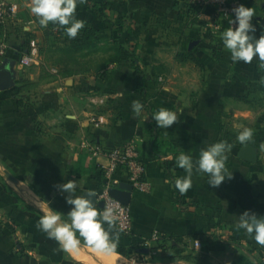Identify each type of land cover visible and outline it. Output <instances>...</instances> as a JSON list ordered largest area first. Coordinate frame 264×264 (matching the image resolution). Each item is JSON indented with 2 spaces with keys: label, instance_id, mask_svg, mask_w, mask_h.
Wrapping results in <instances>:
<instances>
[{
  "label": "crops",
  "instance_id": "0c3cea01",
  "mask_svg": "<svg viewBox=\"0 0 264 264\" xmlns=\"http://www.w3.org/2000/svg\"><path fill=\"white\" fill-rule=\"evenodd\" d=\"M5 1L27 11L25 29L37 28L32 0ZM93 1L78 4L77 18L135 50L146 73V101L125 63L111 65L114 72L105 80L20 72L23 39L8 35L4 61L16 62L20 90L13 97L0 94V264H264V247L234 226L245 210L264 215V88L248 89L250 81L264 86V66L256 59L233 63L220 40L225 29L208 34L200 24L207 26L204 18L190 24L183 0H103L107 7ZM244 2L256 14L253 23L264 20V0ZM119 20L122 27L116 26ZM179 54L187 62H178ZM136 100L144 104L140 116L132 111ZM162 107L178 112L166 129L152 118ZM244 128L253 137L241 144L237 136ZM225 136L232 142L226 162L231 178L214 188L206 175L194 174L192 187L181 195L175 188V179L185 175L176 166L179 152L198 158L201 149ZM127 142L136 145L145 165L149 191L132 194L133 233L124 236L116 227L114 233L118 246L138 249L128 257L103 256L83 243L78 254L60 251L37 227L45 208L67 219L68 194L59 186L68 181L77 183L75 196L98 195L108 160L92 156L90 147ZM246 144L256 153L255 163L238 158ZM114 181V187L130 184L123 171Z\"/></svg>",
  "mask_w": 264,
  "mask_h": 264
},
{
  "label": "clouds",
  "instance_id": "9594fccd",
  "mask_svg": "<svg viewBox=\"0 0 264 264\" xmlns=\"http://www.w3.org/2000/svg\"><path fill=\"white\" fill-rule=\"evenodd\" d=\"M85 0H32L30 13L34 15L41 28L49 23L64 29L69 39H75L80 30L85 27V21L77 18L78 4ZM234 19L230 20L231 27L220 33V40L231 56L233 63H251L256 59L264 66V21L253 23L256 14L252 8L240 5L233 10ZM235 25V27H233ZM260 35L257 38L256 33ZM264 84V80H261ZM144 104L139 100L133 101L132 111L140 116ZM160 129L172 126L178 120V112L160 108L152 115ZM253 130L244 128L239 132L237 140L241 144L250 142ZM232 145L226 141L208 144L201 149L198 158L192 154L180 151L176 157V166L183 169L185 175L175 179V188L183 195L192 187V177L206 175L211 187H219L232 173L226 167L228 153ZM68 195L65 202L70 206L67 219L64 214L52 207H46L40 217L37 227L46 234L48 239L57 242L59 250L69 255L78 254L80 247L86 244L97 254L111 256L118 248L119 236L114 233L118 215L113 208L98 209L93 201L86 196H75L77 183L68 181L59 186ZM237 231L243 230L255 242L264 247V215H257L245 210L235 222Z\"/></svg>",
  "mask_w": 264,
  "mask_h": 264
},
{
  "label": "built area",
  "instance_id": "2783aa9c",
  "mask_svg": "<svg viewBox=\"0 0 264 264\" xmlns=\"http://www.w3.org/2000/svg\"><path fill=\"white\" fill-rule=\"evenodd\" d=\"M182 8L185 15L192 19L193 13L189 11V6L198 8L199 14L197 18H204L207 28L209 29H227L231 27L230 20L234 19L233 9L245 5L244 0H184ZM211 10L212 13L207 15L205 10ZM18 5L13 3H5L0 5V33L6 23L14 22L18 15ZM1 27H3L1 29ZM235 27V25H233ZM8 46L6 40L0 38V66L3 64L7 56ZM39 62V53L35 41L29 42L28 49L20 57L19 66L21 68H32ZM98 124H103L102 119L97 120ZM92 156H105L108 164L103 167L104 177L106 180L102 191L97 195V201L103 202L104 208H113L116 210L118 219L116 228L124 236H130L134 231L131 210L113 199L110 196V189L114 187V178L119 171H123L133 186L135 191L141 193H148L149 185L144 180L145 165L140 157L136 145L132 142L112 147L110 149H103L100 147H90ZM195 248H200L201 244L195 242Z\"/></svg>",
  "mask_w": 264,
  "mask_h": 264
},
{
  "label": "trees",
  "instance_id": "16d2710c",
  "mask_svg": "<svg viewBox=\"0 0 264 264\" xmlns=\"http://www.w3.org/2000/svg\"><path fill=\"white\" fill-rule=\"evenodd\" d=\"M101 1V2H100ZM103 0H94L93 4L94 5H98L101 7H107L103 6ZM184 0L182 2V7L184 6ZM189 11L193 13V18L190 20V24H196L197 22V15L199 14L198 8L189 6ZM205 14L209 15L212 13L211 10L207 9L204 12ZM85 21V20H83ZM85 27L83 29L80 30L79 35L75 38V39H69L63 28H60L58 26H47L45 29L46 34H45V40L47 41V39H50L52 36H57L58 38L62 37L63 41H64V45L65 48H62L61 50H59V52H61L62 54H68V55H77V54H81L84 57L85 56H89L92 53H95L98 51V45L102 42H104L105 40H110L111 41V48H110V52L112 53L111 57L108 59L107 61V65L105 66V68H108L111 65H117L120 63H125L128 64L132 70V79L134 80V88L136 90V92L143 97V101H146V94H145V82H146V73L145 71L140 67L139 65V59L135 53V50H127L126 48H124L118 41L113 40L111 36L106 35V34H102L94 25H92L91 23L85 21ZM37 25L38 21L36 20ZM206 30V32L209 34L211 33V30L207 27H205V24L200 23ZM116 26L117 27H122V23L119 20V22H116ZM3 27H1L2 29ZM55 33V34H54ZM138 32L133 34L134 39L137 38ZM30 38L26 37V39H23V43L21 44L20 48V57L24 54V52L28 49L29 47V40ZM187 56L183 55V54H179L177 56V60L180 63H185L187 62ZM61 75L64 76H72L73 75V71H65L62 72ZM258 76H261V73L258 71ZM262 88H264L263 85H260L256 82H249L248 84V89L249 92H255L258 90H262ZM19 88L15 87L12 90L6 91L4 93H1L3 95H5L6 97H13L15 96L16 93L19 92ZM18 104L20 106H22L23 101H18ZM219 141H226L229 144H231L232 142L229 141L228 136L222 137L220 138ZM218 141V142H219ZM160 248H165L166 246L164 245L166 243L165 239H161L160 238ZM138 248L135 246H131V247H124V246H118L116 253L122 254L124 256H131Z\"/></svg>",
  "mask_w": 264,
  "mask_h": 264
},
{
  "label": "rangeland",
  "instance_id": "374dc122",
  "mask_svg": "<svg viewBox=\"0 0 264 264\" xmlns=\"http://www.w3.org/2000/svg\"><path fill=\"white\" fill-rule=\"evenodd\" d=\"M5 3H7L5 0H0V5ZM28 17L29 15L27 11L22 8H19L17 19L14 20V22L9 21L8 23H6L0 33V38L4 41L8 39L9 34L12 36L14 34V36L17 38L26 39V37H28L30 38V41L33 40L36 42L39 53V62L33 68H22L21 70L20 67V72L26 70V72H31V74H35L40 71L41 76L44 79H50L54 76L61 74L62 72L71 70L73 71V75L80 76L82 78L84 76H87L89 80H105L104 78L107 77L108 73L114 72L113 66L105 68L108 59L112 55V53L110 52V48L112 47L110 40H105L104 42L100 43L97 47L98 51L92 53L89 56L84 57L81 54H62L61 52H59V50L65 48L63 38L52 36L46 41L45 28L37 26V28L35 29H25L26 27L23 21L30 19V17ZM32 17L35 21L37 20L35 16ZM48 26L52 27L55 25L49 23ZM55 70L58 73H54L53 71ZM33 91L34 90L31 88L30 93H34Z\"/></svg>",
  "mask_w": 264,
  "mask_h": 264
},
{
  "label": "water",
  "instance_id": "95a60500",
  "mask_svg": "<svg viewBox=\"0 0 264 264\" xmlns=\"http://www.w3.org/2000/svg\"><path fill=\"white\" fill-rule=\"evenodd\" d=\"M264 21V20H263ZM14 60L4 61L0 66V94L6 91L12 90L15 87L16 73L14 71ZM238 158L242 161L249 163L256 162V153L252 146L246 144L243 145L239 151ZM134 188L130 184H122L118 187L110 189V196L121 203L122 205L129 207L131 204L132 194ZM85 196L93 201L95 206L103 209V202L97 201V194L87 193Z\"/></svg>",
  "mask_w": 264,
  "mask_h": 264
}]
</instances>
